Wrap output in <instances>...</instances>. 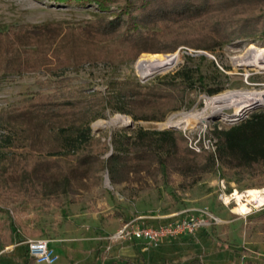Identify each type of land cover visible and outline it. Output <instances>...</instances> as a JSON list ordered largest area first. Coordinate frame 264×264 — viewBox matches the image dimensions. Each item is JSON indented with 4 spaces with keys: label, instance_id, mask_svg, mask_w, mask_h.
<instances>
[{
    "label": "rangeland",
    "instance_id": "374dc122",
    "mask_svg": "<svg viewBox=\"0 0 264 264\" xmlns=\"http://www.w3.org/2000/svg\"><path fill=\"white\" fill-rule=\"evenodd\" d=\"M249 1L233 12L219 14L224 13V18L234 22L264 14V3ZM99 7L96 3L82 7L50 0H0V33L15 34L9 38L12 44L0 41V75L5 65L14 62L21 61V65L28 67L23 72L0 77V110L21 105L34 92L46 88L42 83L62 78H70L74 88L78 84L89 85L87 92L95 97L113 96L114 84L118 83L135 81L149 86L181 82L176 74L188 68L194 83L181 91L170 90L173 95L163 107L166 112L161 120L142 116L137 119L108 105L99 117L92 119L91 134L101 143L94 145L93 151L100 159V166L104 165L95 171L97 181L82 177L86 186L73 183L65 189L53 187L47 194L39 187L24 199L12 190L0 194L5 201H0V217H5L8 210L23 239L0 249V264H22L21 247L27 244V239L40 237L48 240L55 257L53 264H122L127 258L134 264H184L194 258L204 264H264V203L249 205L244 197L224 204L218 198L221 184L225 193L236 190L239 195L249 189H263L264 167L262 174L243 175L237 181L236 173L244 171V167L235 165V158L228 165L217 161L215 169L199 171L163 150L159 154L166 163V178L162 179L156 165L141 169L110 158L117 153L116 148L129 146L138 129L177 130L184 138L181 145L193 150L189 147L191 143L210 146L214 140L215 144L213 127L227 128L246 116L264 112V104L246 109L244 114L240 106H231L223 109L224 115L212 114L214 119L209 115L203 123L164 125L170 118L177 120L184 113L204 112L207 97L235 90L263 92L262 66H240L234 58L250 55L251 44L264 49V36L219 44L204 35L203 30L186 28V32L159 36L162 47H174L172 52L145 50L135 56L132 48L88 32V26L97 17L104 14L111 20L118 11L116 6L108 11ZM243 8L246 11H241ZM18 35L24 38L16 40ZM201 45L209 50H203ZM143 54L177 55L178 60L175 65L144 79L136 68ZM65 62L73 65L65 66ZM217 86L216 93L207 94V88ZM145 99L135 100L137 115L143 113ZM150 110L147 109L148 115L152 113ZM116 116L120 119L115 120ZM96 123L102 124L95 126ZM6 133L0 127V140ZM202 151L212 153L207 148ZM172 191L173 195L169 193ZM243 203L248 204V211H243ZM201 209L214 215L216 222L191 235L182 234L159 243L109 239L125 221L141 219L145 224L156 225ZM33 264L43 262L34 260Z\"/></svg>",
    "mask_w": 264,
    "mask_h": 264
},
{
    "label": "trees",
    "instance_id": "16d2710c",
    "mask_svg": "<svg viewBox=\"0 0 264 264\" xmlns=\"http://www.w3.org/2000/svg\"><path fill=\"white\" fill-rule=\"evenodd\" d=\"M50 1L63 5L74 3L82 7L96 3L104 11L116 6L118 11L113 19H106L104 14L97 17L88 26V32L101 38H110L113 43L118 41L123 44L121 46L130 50L132 48L135 56L145 50L172 52L174 47H162L159 36H168L169 33L178 31L180 33L186 28L196 27L203 30L204 35L212 37L219 44L264 36V14L257 13L236 22L223 17L224 13L233 12L236 7H242L249 0ZM259 2L264 3V0ZM219 12L224 13L221 15ZM13 37L15 34L0 33V41L7 40L12 44L9 38ZM18 38L24 37L18 35L16 40ZM201 47L209 50L202 45ZM16 49L19 51V47ZM64 65L73 63L65 62ZM24 68L28 67L21 65V61L5 65L0 77L23 72ZM191 73L189 68L177 72L176 76L181 78V82L166 81L149 86L135 81L114 84L116 92L111 97H95L93 93L87 92L89 85L86 84H78L74 88L70 78L42 83L46 88L34 92L21 105L0 110V127L7 131L1 135L0 140V194H8L12 190L24 199L33 189L39 187L47 194L52 192L53 187L65 189L73 183L84 186L82 177L97 181L95 171L104 165L100 166V159L93 151V146L101 143L91 134L89 125L92 119L99 117L108 105L117 112L130 114L137 119L142 116L161 120L165 116V104L169 101V96L173 95L170 90L181 91L192 86L194 80ZM218 89V86L207 88L206 92L211 95ZM142 97L147 102L143 104V113L137 115L135 100ZM147 109H152L151 115H148ZM134 134L129 146L116 148L117 153L111 154L110 158L124 161L133 167L138 165L141 169H150L156 165L162 179L166 178V163L159 154L163 150L199 171L215 169L217 161L228 165L235 158V165L244 167V171L236 173L237 181L243 175L253 177L256 173H263L264 112L261 110L227 128L213 127L212 134L216 138L215 153H196L187 145H181L184 138L177 130L138 129ZM169 193L174 194L173 191ZM0 201L5 202L2 198ZM13 209L16 211L14 207ZM5 212V217H0L1 250L13 241L23 240L18 234L13 216L8 214V210ZM21 248L24 258L22 264H33L34 259L29 254L27 244ZM122 264L134 262L127 258ZM184 264L204 263L194 258Z\"/></svg>",
    "mask_w": 264,
    "mask_h": 264
},
{
    "label": "bare ground",
    "instance_id": "6f19581e",
    "mask_svg": "<svg viewBox=\"0 0 264 264\" xmlns=\"http://www.w3.org/2000/svg\"><path fill=\"white\" fill-rule=\"evenodd\" d=\"M248 51L250 55H242L234 58L238 65L240 66H252L259 65L262 66L264 70V49L260 47H256L253 44L249 45ZM177 55H161V54H143L138 62L136 63V68L139 74L145 79L147 76H150L154 73L160 72V70H165L177 62ZM207 101V108L204 112H196V113H184L177 120H173L170 118L164 125L169 126H183L187 124V122L194 123H203L204 120L212 114L224 115L223 109L231 106H240L243 112L246 107H250L255 104H264V91L256 92V91H227L221 94H218L213 97H207L205 99ZM207 109H210L208 112ZM120 117L116 116L115 120ZM106 123V122H105ZM103 123V124H105ZM102 123H96L95 126H100ZM233 200L237 199L242 200L246 197V200L250 203H256L258 205H262L264 203V188L263 189H249L245 193L239 195L238 191H234L231 194ZM229 199V197L226 196ZM224 199L227 202V199ZM237 201V200H236ZM247 203L241 204L243 211H248L250 208Z\"/></svg>",
    "mask_w": 264,
    "mask_h": 264
},
{
    "label": "built area",
    "instance_id": "2783aa9c",
    "mask_svg": "<svg viewBox=\"0 0 264 264\" xmlns=\"http://www.w3.org/2000/svg\"><path fill=\"white\" fill-rule=\"evenodd\" d=\"M238 114L237 116L241 115ZM244 114V113H243ZM190 148H193L195 152H200L209 149L210 152H215L214 140L210 141V146L207 144L191 143ZM222 188L223 185L221 184ZM220 189L218 193L219 200H224L227 197L229 199L224 204L229 203L233 200L231 194L235 191L225 193L224 189ZM225 201V200H224ZM140 217V216H139ZM141 218V217H140ZM138 220L125 221L121 227L113 234L109 236L111 240H144L147 243H159L160 240L165 238H175L181 234L189 235L195 233V231L200 229H205L208 226L216 222V217L209 213L205 209H201L198 213H190L184 216H180L175 220H169L165 222L158 223L156 225H148L144 222ZM27 245L29 249L30 256L38 263L43 262V264H53L55 257L51 252L48 240L45 238H33L27 239Z\"/></svg>",
    "mask_w": 264,
    "mask_h": 264
},
{
    "label": "water",
    "instance_id": "95a60500",
    "mask_svg": "<svg viewBox=\"0 0 264 264\" xmlns=\"http://www.w3.org/2000/svg\"><path fill=\"white\" fill-rule=\"evenodd\" d=\"M261 105V103L260 104H255V105H252V106H250V107H246V109L248 110L249 108H251V107H253V106H260ZM262 106V105H261ZM246 109L244 110V111H246ZM244 111H243V113H244ZM215 115H211L210 117H212V119H214V118H216V117H214ZM173 127V126H172Z\"/></svg>",
    "mask_w": 264,
    "mask_h": 264
},
{
    "label": "crops",
    "instance_id": "0c3cea01",
    "mask_svg": "<svg viewBox=\"0 0 264 264\" xmlns=\"http://www.w3.org/2000/svg\"><path fill=\"white\" fill-rule=\"evenodd\" d=\"M200 230H202V229H200ZM200 230H197V231H200ZM181 235H182V234H181ZM181 235H180V236H181ZM189 235H191V234H189ZM182 236H183V235H182ZM170 239H173V238H169V239H168V238H167V239H163L162 241H165V240H170ZM139 240H140V239H139ZM139 240H132V241H134V242L136 243V242H138ZM140 241H144V240H140Z\"/></svg>",
    "mask_w": 264,
    "mask_h": 264
}]
</instances>
